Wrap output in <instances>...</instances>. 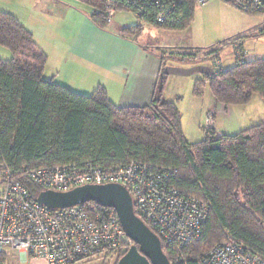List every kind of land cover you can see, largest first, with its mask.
<instances>
[{
    "label": "trees",
    "instance_id": "trees-1",
    "mask_svg": "<svg viewBox=\"0 0 264 264\" xmlns=\"http://www.w3.org/2000/svg\"><path fill=\"white\" fill-rule=\"evenodd\" d=\"M81 1L89 4L88 18L96 26H108L100 2ZM195 6V0H177L175 11L161 25L137 19L182 30L192 22ZM142 32L140 23L122 30L128 37ZM242 39L234 38L233 47ZM0 46L11 54L9 60L0 58V170L10 169L32 197L41 189L25 177L30 168L85 161L103 167L131 161L173 167L177 171L172 184L205 201L209 211L198 240L180 251L162 246L169 262L198 264L204 252L227 240L264 258V122L234 134L204 129L200 142L189 143L176 103L162 97L167 82L163 56L150 103L118 107L102 87L84 95L46 80L47 56L18 19L3 11ZM207 55L218 53L211 50ZM234 56L232 67L196 80L193 94L202 96L207 84L213 98L226 106L247 104L254 94L264 101V58L238 61ZM3 258L1 254L0 261Z\"/></svg>",
    "mask_w": 264,
    "mask_h": 264
},
{
    "label": "built area",
    "instance_id": "built-area-1",
    "mask_svg": "<svg viewBox=\"0 0 264 264\" xmlns=\"http://www.w3.org/2000/svg\"><path fill=\"white\" fill-rule=\"evenodd\" d=\"M111 24L122 5L139 18L158 25L175 11L177 0H97ZM210 0H195L201 6ZM249 13L264 14V0H221ZM91 12V11H90ZM233 51L238 61L246 58L242 43ZM212 72L221 69L218 55H212ZM213 127V112L206 115V127ZM176 169L141 161L103 167L85 161L64 163L25 171L29 182L41 190L68 191L84 184L119 183L131 194L135 213L159 237L162 246L183 250L198 240L208 216V204L177 189L172 180ZM133 244L124 233L116 211L94 202L51 209L35 202L29 190L11 170H0V255L6 250L24 252L46 264H82L98 256L125 253ZM198 264H264V258L243 244L227 240L204 252Z\"/></svg>",
    "mask_w": 264,
    "mask_h": 264
},
{
    "label": "crops",
    "instance_id": "crops-1",
    "mask_svg": "<svg viewBox=\"0 0 264 264\" xmlns=\"http://www.w3.org/2000/svg\"><path fill=\"white\" fill-rule=\"evenodd\" d=\"M69 10L52 14L34 12L31 16L23 18L13 14L33 35L36 44L47 56L44 78L84 95H90L95 89L102 87L109 99L118 107L148 105L155 93L162 64L161 56L164 57L163 51L159 50L160 47L141 43L139 36L128 37L122 34L124 27L135 24L113 20L107 27L100 28L85 14L74 8ZM176 52L174 54L179 55L181 61L188 60L189 53ZM0 58L4 60L11 58L8 49L2 46ZM204 69L199 72L196 68L192 70L193 85L203 75L211 74L212 69ZM221 69L225 68L221 66ZM205 87L203 95L206 94L208 97L198 99V103H195L197 108L194 114L198 120L202 119L205 111H212L216 119L220 113L227 111L226 108H232L231 105L226 106L217 102L212 94L210 95L208 87L206 89ZM178 93L179 90L168 93L165 87L162 97L165 101L175 102L177 105L175 97ZM213 127L218 134H234L222 132L216 124ZM186 140L193 143L187 138ZM21 253L24 252L6 250L3 256L4 258L7 254L10 256L8 264H22ZM24 254L26 264L29 261L46 264L42 259H34ZM105 256L111 263L116 257L113 254Z\"/></svg>",
    "mask_w": 264,
    "mask_h": 264
},
{
    "label": "rangeland",
    "instance_id": "rangeland-1",
    "mask_svg": "<svg viewBox=\"0 0 264 264\" xmlns=\"http://www.w3.org/2000/svg\"><path fill=\"white\" fill-rule=\"evenodd\" d=\"M73 8L87 17L91 11L89 4L81 0H0V11L15 14L20 18L31 16L34 12L52 14ZM113 20L125 24H142L143 33L139 36V41L159 46V50L163 51L167 75L165 87L168 93L179 90L175 101L181 112L183 133L193 143L203 139L206 115L210 111H205L200 121L195 117V103H198V99H206L208 95L199 97L193 94L192 70L196 68L199 72L204 68L212 69V60L207 56L211 50L219 51L218 58L223 68L232 67L235 63L232 40L237 37H243L242 45L247 52V59L264 58V14L244 12L221 0H210L204 6L196 4L192 22L182 30L139 22L130 11H117ZM176 51L189 53L188 60L181 61L182 58L174 54ZM208 91L210 93V90ZM231 107L226 108L227 113H220L216 119L213 113V126L218 125L222 132L235 133L264 122V101L258 94H254L247 104ZM9 258L7 254L1 264H8ZM21 262L26 264L24 253H21ZM27 264L37 263L29 261ZM82 264H116V257L112 263L106 256H98Z\"/></svg>",
    "mask_w": 264,
    "mask_h": 264
},
{
    "label": "water",
    "instance_id": "water-1",
    "mask_svg": "<svg viewBox=\"0 0 264 264\" xmlns=\"http://www.w3.org/2000/svg\"><path fill=\"white\" fill-rule=\"evenodd\" d=\"M34 200L51 209L87 202L111 207L116 211L124 233L133 242L116 264H171L159 237L135 213L131 194L122 184H84L68 191L41 190Z\"/></svg>",
    "mask_w": 264,
    "mask_h": 264
}]
</instances>
